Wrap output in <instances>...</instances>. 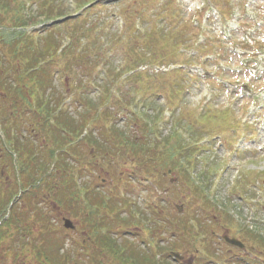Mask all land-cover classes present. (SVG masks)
<instances>
[{
    "label": "rangeland",
    "instance_id": "obj_1",
    "mask_svg": "<svg viewBox=\"0 0 264 264\" xmlns=\"http://www.w3.org/2000/svg\"><path fill=\"white\" fill-rule=\"evenodd\" d=\"M46 1L59 4L66 18L73 17L65 28L86 29V35L79 30L84 55L69 77L62 71L63 80L55 79L53 85L68 92L88 80L82 90L87 99L101 97L108 88L112 102H130L126 110L119 107L115 125L138 139L150 126L153 133L144 139L149 154L168 164L160 168L153 187L145 189L139 179L152 174L117 159L110 172L103 166L99 171L104 183L122 188L120 182L127 181L128 197L144 217L151 215L148 199H154L162 217L186 223L181 239L163 231L156 235L168 256L177 252L189 257L181 240L195 242L192 247L208 241L217 248L212 261L203 255L209 264H234L236 259L229 257L238 252L228 253L220 241L228 235L253 246L254 256L263 261L264 0H95L81 10L77 4L83 0ZM41 4L50 5L30 0L26 7L33 11ZM132 67L138 68L135 79L124 80L121 71ZM67 109L75 116V105ZM129 109L146 118L134 117ZM109 120L111 124L113 117ZM132 172L134 179L122 174ZM7 178L11 182L12 176ZM53 217L55 225L62 227L64 217L76 225L66 238L81 233L78 219ZM133 228L124 240L149 252L152 235L141 226ZM254 256H242L236 264H252ZM168 261L177 264L171 257Z\"/></svg>",
    "mask_w": 264,
    "mask_h": 264
},
{
    "label": "trees",
    "instance_id": "obj_2",
    "mask_svg": "<svg viewBox=\"0 0 264 264\" xmlns=\"http://www.w3.org/2000/svg\"><path fill=\"white\" fill-rule=\"evenodd\" d=\"M29 1L0 0V264H170L158 244L148 252L124 238L141 226L152 235L151 247L158 232L177 233L181 222L170 215L165 220L154 199L144 217L127 195V181L120 182L121 194V187L99 176L102 166L110 172L118 159L152 174L154 183L168 164L153 153L148 161L144 139L153 130L148 126L138 139L118 129L119 107L131 103L112 102L108 88L89 100L82 94L88 80L65 93L53 85L65 72L69 77L84 55L80 37L86 29L65 28L71 19L57 23L66 16L57 3L44 0L50 5L29 11ZM92 1H81L77 10ZM71 104L76 117L69 115ZM134 173L123 175L134 179ZM63 214L79 220L77 238H66L67 231L52 223Z\"/></svg>",
    "mask_w": 264,
    "mask_h": 264
},
{
    "label": "flooded vegetation",
    "instance_id": "obj_3",
    "mask_svg": "<svg viewBox=\"0 0 264 264\" xmlns=\"http://www.w3.org/2000/svg\"><path fill=\"white\" fill-rule=\"evenodd\" d=\"M244 248L243 249H240V248H236V247H233V248H231V249H226V251L227 252H232L233 250H236L237 252H238V254H232L231 256H230V259L232 260V259H236V262H239L240 261V259H242V256H243V258H247L246 256L247 255H253L254 256V254H253V252H252V250H254V248H253V246H249L248 247V245L247 244H245L244 243ZM208 247V250H207V252H209V253H213L214 254V250L213 249H217V248H215L213 245H209V246H207ZM248 249H250V251H248ZM185 253H187V254H189V256L191 255V253H192V249H187L186 250V252ZM193 253L194 254H197L198 253V250H194L193 251ZM212 254V255H213ZM245 256V257H244ZM187 257V256H186ZM195 258H196V256H190V257H188V258H185V256L183 257V260L181 261V264H184L185 263V260H187V263L188 264H193L194 263V260H195ZM252 264H264V260L262 261L259 257H257V256H254L253 258H252ZM236 262H234V264H236Z\"/></svg>",
    "mask_w": 264,
    "mask_h": 264
},
{
    "label": "water",
    "instance_id": "obj_4",
    "mask_svg": "<svg viewBox=\"0 0 264 264\" xmlns=\"http://www.w3.org/2000/svg\"><path fill=\"white\" fill-rule=\"evenodd\" d=\"M63 222H64V225L63 226H64L65 229H68V230L69 229H74V225H73V223L69 219H64ZM225 241L227 243L231 244V245H236V246L242 247V245L240 244V242H238L235 239H229V238L225 237ZM172 255L175 258L180 259V257H179L178 254L173 253Z\"/></svg>",
    "mask_w": 264,
    "mask_h": 264
}]
</instances>
